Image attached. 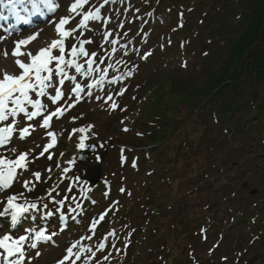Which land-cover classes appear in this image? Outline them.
<instances>
[{"label":"rangeland","instance_id":"374dc122","mask_svg":"<svg viewBox=\"0 0 264 264\" xmlns=\"http://www.w3.org/2000/svg\"><path fill=\"white\" fill-rule=\"evenodd\" d=\"M184 1L181 0L180 5L186 7ZM74 2L75 0H61L53 18L22 35L40 33L39 40L27 50L35 54L40 47L57 38L53 22L71 15L74 19L66 27L76 28L77 31L65 42V59H75L83 68L82 72L77 73L74 65L65 64L61 65L64 72L55 74L52 84L65 93L57 101L64 113L52 118L50 129L42 125L43 117L50 115L51 110L56 107L50 100L54 95L51 86L44 89V96L38 95L39 87L29 92V96L44 106L40 115L31 121L23 113H18L15 117L18 128L31 126L29 134L21 140L19 132H14L10 142L0 150V158L13 159L20 153H28L27 170L16 172L14 185L9 192L0 191V212H4L0 215V238L4 235H10L13 239H18L21 235L29 237L24 244L25 259L19 260L18 256L11 258L19 264H57L66 255L65 250L77 242L79 243L73 252L79 251L80 259L73 255L65 264H137L136 257H131V254L138 253L141 249L140 246L135 247V244L127 247L129 235L137 232V237L140 235V240H144L142 228L149 226L148 218L154 211L161 212L162 215L166 213L161 222L166 220L171 223L175 220L174 216L179 220L174 210L182 209L180 212L187 214L185 219H190L192 214L201 213L202 210V205H195L196 202L189 195L191 189H194L192 181L200 180V177H189L192 173L198 174V165L207 160L211 150L191 151L183 149L184 143L182 144L186 134L197 135L203 130L202 118L189 114L190 111L185 106H179L174 111L172 108L175 102H179L173 96L175 83V86L182 87L201 85L204 81L200 60L202 55L217 46V42L210 44L213 40L211 37L214 27L210 28L213 22L211 15L205 16L206 12L202 14L197 8L187 10L178 5L173 7L165 0H88L77 12H70V5ZM97 10L99 14L95 20H90L87 25L78 28V22L82 18L80 14L92 12L97 15ZM18 39L7 37L0 40V75L4 71L19 74L15 59L11 57V49ZM85 39L92 41L85 44V49L89 53L95 51L97 56L73 57L71 46H78ZM148 53L151 55L145 59ZM54 54L58 52L54 51ZM27 59V56H23L21 60L26 62ZM88 59L94 61L93 71L88 69ZM67 76H75L76 79L69 80ZM62 79L65 80V85L60 87L59 81ZM77 83L85 88L78 97L73 95L75 93H68L69 86L75 87ZM93 84L94 88L87 87ZM113 102L118 105L115 110L110 107ZM24 106L29 111H35L30 104L25 103ZM9 107L14 105L9 103ZM162 109L167 110L171 120L175 121V117L181 119L174 124L177 132L175 134L171 131L173 138L171 143L168 142L163 159L168 160L172 173H175L171 176L172 183L169 182L168 187L160 189V184L151 186L156 194L151 201H147L152 191L145 193L143 188L148 182L147 175L153 168L151 163L159 154L148 159L149 163L139 171L138 148L130 150L128 146L146 145L150 140V121L154 116H159ZM73 117L76 119L73 120ZM7 123L3 122L0 127H5ZM89 125L94 127L84 133L77 131ZM124 128L128 131H123ZM49 131L55 134L56 140L59 139L58 148L49 149L50 151L40 155L43 146L51 143L52 138L47 136ZM81 135L86 138L84 149L77 147ZM216 141L218 139H213L212 149L217 147L214 144ZM91 145L95 149L87 162H75L76 154L86 151ZM10 148H15L16 152L9 151ZM146 151L148 150H144V153ZM103 154L106 155L101 162ZM219 156L221 158V154ZM99 164L100 180L96 188H89L82 179L84 173L88 168ZM263 168L259 170L262 171ZM231 170L228 167L226 172L230 173ZM259 170L253 171L258 172L255 181L243 192L250 195L254 189L258 190L255 195L257 203L264 202V174L261 175ZM36 172L41 174V182L33 176ZM249 176L252 173L242 175L236 186L245 183ZM9 196L16 197L14 203L25 206L34 203L36 208L13 220L11 209L4 211L8 208ZM156 203L153 208L156 210L148 209L147 205ZM149 211L150 215H147ZM105 213L103 220L98 219ZM135 226L141 229L134 231ZM40 229H46L48 233L54 232L55 235L49 241L38 242L32 237ZM168 235L170 234L166 236ZM32 244H36V247L32 248ZM181 245L182 241L176 244L169 240L168 256L175 258L181 255L184 252L178 249ZM231 251L232 249L230 253ZM206 255L208 254L203 256ZM161 256L159 254L155 259L156 263ZM141 258L144 259L143 256ZM217 258L219 260L218 256Z\"/></svg>","mask_w":264,"mask_h":264},{"label":"trees","instance_id":"16d2710c","mask_svg":"<svg viewBox=\"0 0 264 264\" xmlns=\"http://www.w3.org/2000/svg\"><path fill=\"white\" fill-rule=\"evenodd\" d=\"M165 1L173 7H185L180 5L181 0ZM184 2L187 9L197 8L202 14L206 12L205 16L211 15L210 28L214 27V32L210 44L217 42L216 48L200 60L202 84L181 87L175 83L173 95L179 102L173 104L172 111L185 106L189 114L202 118L201 132L183 135V149L211 150L207 160L198 165V174L189 177H200L192 181L194 189L189 195L195 205H202V210L190 219H185L187 214L180 212L182 209L174 210L179 220L174 216L169 223L161 222L166 213L154 211L157 203L147 205L154 212L147 214L149 226L142 228L144 240L136 236L135 247L141 250L133 255L137 264H264V202L257 203V197L243 193L257 176L258 172L253 171L264 167V0ZM160 112L152 119L153 130H148L150 140L146 145L133 146H154L149 150L151 158L159 154L151 163L153 168L143 188L145 193L152 191L147 201L156 194L151 186L160 184V189L164 188L172 183L175 173L163 159L173 138L171 131L177 132L174 124L181 119L175 117L174 121L168 118L167 110ZM213 139H218L214 149ZM148 153L139 155L141 170L149 163ZM228 167L232 172H226ZM262 171L261 175L264 168ZM249 173L252 176L236 186L242 175ZM169 240L176 244L182 241L178 249L184 252L178 257L168 256ZM159 254L161 259L156 263Z\"/></svg>","mask_w":264,"mask_h":264},{"label":"snow or ice","instance_id":"6c2138e0","mask_svg":"<svg viewBox=\"0 0 264 264\" xmlns=\"http://www.w3.org/2000/svg\"><path fill=\"white\" fill-rule=\"evenodd\" d=\"M88 3V0H75L73 4L70 5V12H77L80 7H83ZM0 5L10 8L16 19L23 22L29 23L26 15H22L23 13H39L41 11V6H46L49 11L54 12L58 8L59 5L53 3V0H7L5 3L4 0H0ZM79 14V13H78ZM99 14V10H97V15H93L92 12H86L80 14L82 18L78 22V28L87 25L90 20H95ZM72 19L71 15L66 17H61L58 22H53L55 25V33L57 34V38L52 39L45 46L40 47L35 54L30 51H22L21 46H26L29 43L35 41L39 37V32L34 33L32 36L27 37L26 39H21L15 42V47L13 49L12 55L13 57H22L27 56V61H22L21 59H15V64L19 68V74H10L7 71L3 72L2 78H0V122H8L5 127H0V145H5L10 142V137H12L13 133L18 131L19 138L23 140L26 134H29V127L18 128V122L15 120V117L18 113H23L26 115L29 121L33 120L35 117L40 115L41 109L44 107L40 101L35 100L34 97L29 96L30 91H34L37 87H39L38 95L44 96L46 87L51 86L54 95L51 96L50 100L52 104H55L56 107L54 110H51L50 115H46L43 117V127L48 128L50 126V121L53 117L62 116L64 113V109L57 104V101L65 96V93L59 88L52 84L54 76L57 72L63 73L64 68L61 65L67 64L68 66H75V71L77 73L81 72L83 65L81 63H77L75 59L67 60L65 59V51L66 45L65 42L67 38L71 37L76 31V28H67L66 25L70 24ZM42 31V30H41ZM3 39V38H0ZM92 43L91 40L85 39L81 41L79 46V51H77V45L73 44L71 46V55L76 57L77 55H81L83 57H96L97 53L95 51L89 53L84 44ZM54 51L58 52V54H54ZM151 53H148L144 58L147 59ZM5 56H7V50H5ZM55 62V63H54ZM89 71H93V63L92 59H88L87 61ZM186 66V65H185ZM104 71V70H102ZM69 80H75L76 77H68ZM65 81L62 79L59 81V84L63 85ZM97 84L99 81L96 82ZM87 87H92V85H87ZM85 91V88L81 86V84L77 83L75 87L69 86L68 93H76L77 97L79 93ZM90 94V93H89ZM123 95V92L119 93ZM76 98V97H73ZM99 99V97H97ZM111 100V97L108 98ZM9 103L14 105V107H9ZM25 103L30 104L35 108V111H29L25 108ZM71 106V101H69ZM111 110H115L118 108V105L113 102L111 104ZM10 118H12L10 120ZM76 118L73 117V120ZM94 125H89L87 128L82 127L77 131L80 133H84L90 130ZM33 130H35L33 128ZM123 131H128L127 128H124ZM47 136L51 137V143L45 144L42 148L40 155H44V153L48 152L50 148H52L55 143V134L51 131L47 132ZM85 136L81 135L79 138V143L77 145L78 148L84 149L85 145ZM9 151L15 153V148H10ZM31 151V150H30ZM28 153H20L16 159H4L0 158V186L7 188L10 186V183L13 181L14 176L17 174L16 170L18 168L27 170V166L25 163V159ZM51 159V156L48 157ZM99 159V157L97 158ZM122 159L124 157L122 156ZM70 163H75L74 161H70ZM40 173H33V176L37 179L40 177ZM25 186H27V181L24 182ZM123 191V189H121ZM16 197L9 196L7 197V205L8 208L4 211L7 212L8 209H11L12 219L16 220L22 214L28 212L31 209L36 208V204L31 203L27 204V206L14 203ZM4 212H0V215H3ZM105 214H102L98 217V219L103 220ZM55 233H48L46 229H40L34 233L32 237L36 241H49ZM29 240L28 236L21 235L18 239H13L10 235H4L0 238V259H3L7 262V264H19L18 261L12 260V257H19V260L25 259V247L24 244ZM79 242H77L78 244ZM77 244H72L65 251L66 255L61 258L57 262V264H65L66 260H69L73 255L76 259H80L79 251L73 252L74 248H77ZM32 248L36 247V244L31 245Z\"/></svg>","mask_w":264,"mask_h":264},{"label":"water","instance_id":"95a60500","mask_svg":"<svg viewBox=\"0 0 264 264\" xmlns=\"http://www.w3.org/2000/svg\"><path fill=\"white\" fill-rule=\"evenodd\" d=\"M90 156V152L86 155H79L77 160L78 161H85L89 158ZM100 175H101V169L100 166L96 167V168H92L87 174H86V179L94 184H97L99 179H100ZM10 187H7L6 189H9Z\"/></svg>","mask_w":264,"mask_h":264},{"label":"bare ground","instance_id":"6f19581e","mask_svg":"<svg viewBox=\"0 0 264 264\" xmlns=\"http://www.w3.org/2000/svg\"><path fill=\"white\" fill-rule=\"evenodd\" d=\"M60 1H61V0H54L53 3L59 5ZM58 7H59V6H58ZM2 18H4V17H2ZM38 40H39V39H37L36 42H37ZM10 74H11V73H10ZM0 78H2V75H0ZM0 251H1V250H0ZM1 260H2V259H1ZM4 263L6 264V261H4ZM4 263L0 262V264H4Z\"/></svg>","mask_w":264,"mask_h":264}]
</instances>
